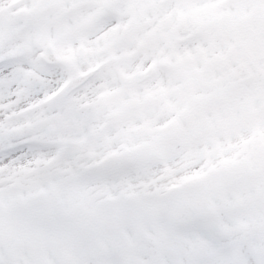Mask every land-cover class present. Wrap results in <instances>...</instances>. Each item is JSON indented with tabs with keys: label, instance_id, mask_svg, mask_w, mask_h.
<instances>
[{
	"label": "snow or ice",
	"instance_id": "1",
	"mask_svg": "<svg viewBox=\"0 0 264 264\" xmlns=\"http://www.w3.org/2000/svg\"><path fill=\"white\" fill-rule=\"evenodd\" d=\"M0 264H264V0H0Z\"/></svg>",
	"mask_w": 264,
	"mask_h": 264
}]
</instances>
